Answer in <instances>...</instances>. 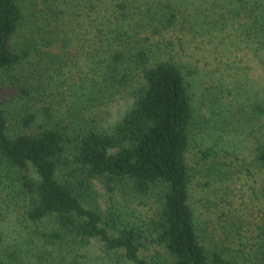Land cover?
I'll return each instance as SVG.
<instances>
[{"label": "trees", "instance_id": "1", "mask_svg": "<svg viewBox=\"0 0 264 264\" xmlns=\"http://www.w3.org/2000/svg\"><path fill=\"white\" fill-rule=\"evenodd\" d=\"M21 1L0 0V264H76L69 257L92 239L116 264H264V122L249 124L264 118V101L249 105L246 156L224 146L199 152L205 220L192 205V71L172 48L196 28L203 34L205 21L180 20L177 0H32L19 47ZM250 15L244 31L264 47V13ZM59 95L83 127L58 115ZM115 97L130 102L127 111L98 128ZM242 178L260 213L246 241L233 188ZM95 182L110 201L139 199L141 224L112 204L102 211Z\"/></svg>", "mask_w": 264, "mask_h": 264}, {"label": "rangeland", "instance_id": "2", "mask_svg": "<svg viewBox=\"0 0 264 264\" xmlns=\"http://www.w3.org/2000/svg\"><path fill=\"white\" fill-rule=\"evenodd\" d=\"M177 2L183 5L180 20L185 18L190 19L191 22L195 19L205 21V24H202L203 34L200 35V28H196L197 33H188L183 47L172 48L176 59L183 67H186L184 71L185 69L192 71V74H189V71L185 72L192 95L194 117H196L194 126L190 130L187 162L193 175L192 205L199 220H205V201L201 198L203 194H198L196 188L201 177L198 175L201 164L199 152L208 147L217 149L218 146H224L227 151L235 153L236 156H246L248 147L251 146H249L251 142L248 134L249 126L246 123L252 115L249 105L251 101H264V47L256 43L254 36L250 37L245 33V31L248 32L247 16L249 14L261 16L264 13V0H205V2L177 0ZM32 4V0H22L20 3L23 22L13 37L15 45L19 47L29 35L28 31L33 22ZM196 7L201 11L198 16L194 14ZM65 88V82H63V89ZM62 92V90L59 91L60 94ZM3 96L4 93L0 92V98ZM58 100H62L60 102L62 111L58 115L62 117L65 114V124L70 123L71 130H74L75 126L83 127L82 119L76 120L73 115L66 116L68 105L66 100L60 95L57 100L54 99L56 103ZM129 103L116 97L108 101L98 115L97 127L110 130L125 114ZM263 122L264 118L259 121L251 119L249 124L251 127H256ZM234 157L230 155L224 159L227 161ZM254 178L257 179L258 176ZM203 180L198 184L202 185ZM245 183L246 178H242L236 181L233 188L237 192H242L236 207L247 220L240 227L244 235L243 239L246 241L249 238H246L245 233H249L251 223L254 226L260 224L258 216L260 213L256 212L257 202H252L248 198L247 190L251 182ZM94 189L97 192L96 203L102 211L112 204L126 222L141 224L145 209L140 206L139 199H125L117 193L110 201L101 184L95 182ZM26 241H28V247L32 245L28 239ZM77 250V257H69V261L75 258L73 261H76V264H116L115 261L118 258L112 252H107L102 244L94 239ZM148 254L151 255L153 252ZM39 257H43V254H39ZM119 264H122L121 261Z\"/></svg>", "mask_w": 264, "mask_h": 264}]
</instances>
